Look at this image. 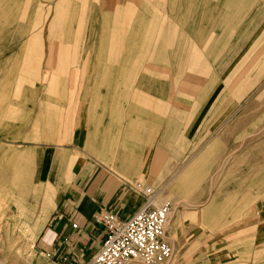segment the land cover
Returning a JSON list of instances; mask_svg holds the SVG:
<instances>
[{"label": "crops", "instance_id": "0c3cea01", "mask_svg": "<svg viewBox=\"0 0 264 264\" xmlns=\"http://www.w3.org/2000/svg\"><path fill=\"white\" fill-rule=\"evenodd\" d=\"M138 185L179 264H264V0H0V196L37 254L86 264Z\"/></svg>", "mask_w": 264, "mask_h": 264}, {"label": "built area", "instance_id": "2783aa9c", "mask_svg": "<svg viewBox=\"0 0 264 264\" xmlns=\"http://www.w3.org/2000/svg\"><path fill=\"white\" fill-rule=\"evenodd\" d=\"M136 190L143 203L130 219L123 221L104 209L97 213L105 238L86 264H172L174 252L167 238L172 207L160 202V190L146 185Z\"/></svg>", "mask_w": 264, "mask_h": 264}, {"label": "rangeland", "instance_id": "374dc122", "mask_svg": "<svg viewBox=\"0 0 264 264\" xmlns=\"http://www.w3.org/2000/svg\"><path fill=\"white\" fill-rule=\"evenodd\" d=\"M44 80L47 81L48 77H45ZM1 188L3 191L2 196H0V264H27L25 258L31 255L32 252L26 247L25 240L21 236L22 234L19 231L15 234L9 232L12 225L8 221L17 213V210L13 207L14 205L10 204L12 192L10 189H7L9 187ZM35 198L37 199V196ZM28 203L29 205H33L35 202L28 201ZM173 252L172 264H179L178 253ZM32 256L34 257L32 264H47L37 253H32Z\"/></svg>", "mask_w": 264, "mask_h": 264}, {"label": "bare ground", "instance_id": "6f19581e", "mask_svg": "<svg viewBox=\"0 0 264 264\" xmlns=\"http://www.w3.org/2000/svg\"><path fill=\"white\" fill-rule=\"evenodd\" d=\"M23 178V177H22ZM25 179V178H24ZM26 180V179H25ZM30 180V179H28ZM29 182V181H27ZM26 184V183H25ZM21 185V184H20ZM28 185V184H27ZM26 185V186H27ZM30 185V184H29ZM28 185V186H29ZM33 184H31L30 186H32ZM19 186V185H18ZM27 186V187H28ZM15 187V186H13ZM26 187V188H27ZM16 188V187H15ZM21 189V188H20ZM26 190V189H24ZM30 190V189H29ZM22 191V190H21ZM23 193V192H22ZM25 193V192H24ZM23 193V194H24ZM25 195V194H24ZM30 195V194H29ZM10 204L16 205L18 208V213L15 214L11 220L8 221V223H10L12 226L9 229V232L11 234H15L17 231H19L22 235V237L25 240V245L27 248H29V250L34 254L37 253L36 250L33 247V240H34V235L32 234V227L27 225V220L29 219V215L30 212L27 209L26 206V201L24 200V197H17L15 196L12 201L10 202ZM36 229V228H35ZM31 255H28L27 258H25V262L27 264H32L34 257ZM45 263L50 264L49 262H47V260H44ZM132 264H141V263H132Z\"/></svg>", "mask_w": 264, "mask_h": 264}]
</instances>
